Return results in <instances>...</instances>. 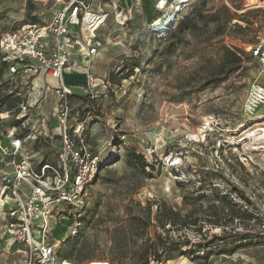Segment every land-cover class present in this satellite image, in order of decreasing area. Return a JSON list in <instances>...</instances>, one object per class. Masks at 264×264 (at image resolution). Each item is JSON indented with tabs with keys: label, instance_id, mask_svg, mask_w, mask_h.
I'll list each match as a JSON object with an SVG mask.
<instances>
[{
	"label": "rangeland",
	"instance_id": "rangeland-1",
	"mask_svg": "<svg viewBox=\"0 0 264 264\" xmlns=\"http://www.w3.org/2000/svg\"><path fill=\"white\" fill-rule=\"evenodd\" d=\"M107 1L119 4L127 19L121 25V18L116 20L114 14L110 15L100 32V55L91 66L81 61L76 66L85 76L87 71L93 74L96 81L93 95L100 113L90 118L87 137L101 166L97 180L87 187L84 203L77 211L70 215L66 210L63 216L51 220L49 237L56 246L54 261L59 263L71 248L72 256L77 258L75 249L83 248L79 255L82 264L88 259L109 264L106 259L110 228L113 220H121L126 207L165 203L183 215L191 208L183 196L203 192L196 202L197 224L171 229L169 235L188 250L202 240L196 230L201 226L204 241L207 245L211 241L205 247L213 253L208 261L203 262L200 250L194 258L173 252L163 256L159 263L150 264H264V131L260 130L264 127V104L259 106L256 119L247 121L242 115V102L250 84H264L262 66L248 51V46L264 32V3L191 0L171 37L170 32L158 38L147 27L151 17L158 14L152 0ZM62 5L55 0H0V35L33 22L34 17L38 22H48L53 10ZM222 5L229 8L232 20L218 38L197 42L187 27L179 32L193 12L213 11ZM234 20L244 24L243 30L233 26H242ZM212 26H208L211 31ZM216 40L244 52L237 69L229 72L221 66ZM135 62L139 65L131 73ZM63 73L73 92L86 94L88 89L76 69ZM216 77L224 79L216 86H204ZM17 103L8 100L0 104L2 147L7 145L5 134L13 112H17ZM52 107L53 99L48 115ZM17 131L26 134L23 129ZM47 138L54 142L52 149L57 146L54 134ZM44 143L42 140L39 144L40 154L53 156V150L42 146ZM25 146L27 151H33L29 139ZM131 152L146 160L145 170L151 172L150 176L128 164ZM2 160L0 149V174ZM212 188L229 193L245 215L230 219L233 213L227 210L226 219L214 223L215 215L207 209L215 201ZM215 203L220 205L217 200ZM152 208L154 211L155 205ZM2 210L0 206V215ZM155 232L165 236L158 225L150 227L149 235L154 238ZM34 233L38 237L36 230ZM213 235H221L222 239ZM27 255L24 247L0 228V264H25ZM114 264L140 263L127 255Z\"/></svg>",
	"mask_w": 264,
	"mask_h": 264
},
{
	"label": "built area",
	"instance_id": "built-area-1",
	"mask_svg": "<svg viewBox=\"0 0 264 264\" xmlns=\"http://www.w3.org/2000/svg\"><path fill=\"white\" fill-rule=\"evenodd\" d=\"M55 1L63 5L53 10L48 22L23 23L0 35V62L6 63L4 81L8 92L19 98L17 112L12 114L19 122L6 130L7 145L0 146L4 159L0 174V228L24 247L28 253L25 264L61 263L54 261L56 246L49 237L51 220L63 216L66 210L70 215L77 211L100 170V159L87 137V124L96 106L95 78L87 71L84 86L88 91L84 95L88 105H81L72 97L75 92L64 81L63 72L77 68L79 61L91 66L103 49L100 32L110 15L114 14L116 20L121 18V25L127 19L115 1ZM190 2L152 0L158 14L151 17L148 29L158 38L163 36L162 31L172 32ZM175 11L169 24L168 16ZM163 21L168 26H160ZM257 37L248 51L264 71V32ZM38 75L50 76L56 84L50 88L45 83L37 84L34 79ZM47 91L52 92L53 109L49 115H43L41 107ZM262 104L264 84L254 81L242 102L245 120L256 119ZM17 129L26 134L18 136ZM261 129L263 133L264 127ZM52 134L57 140L53 149L54 142L47 138ZM28 139L32 142L31 152L25 146ZM42 140V146L52 149L53 156L41 155L40 148L34 149V143L40 144Z\"/></svg>",
	"mask_w": 264,
	"mask_h": 264
},
{
	"label": "trees",
	"instance_id": "trees-1",
	"mask_svg": "<svg viewBox=\"0 0 264 264\" xmlns=\"http://www.w3.org/2000/svg\"><path fill=\"white\" fill-rule=\"evenodd\" d=\"M35 23L36 18H32ZM232 20V16L230 15L229 8L226 5H222L219 8L213 11H198L193 12L190 16H188L184 22L181 24L180 31L184 28H188L194 33L197 42H205L211 41L218 38L224 29L229 25ZM237 23L241 22L239 20H235ZM181 22V21H180ZM177 27L170 33L169 37L177 30ZM212 23V31L208 29L209 24ZM240 25L234 24L233 26L236 29L243 30L245 27L244 24L239 23ZM219 40L215 41V46L217 50L220 51L221 55V66L227 67L230 69L229 72L237 69L242 61L244 52L239 49L232 48L229 46L222 45L218 43ZM250 54V52H249ZM251 56V54H250ZM139 62H135L132 65L131 73L135 67H138ZM6 69V63L0 62V104L6 102L8 100L19 101V98L14 95V92H8V88L6 87L4 92H1V88L5 87L4 74ZM126 77V76H125ZM223 77H216L210 79L204 86L207 85H218L223 81ZM76 102H80L81 105H88L87 98L85 95H81L78 93H73L72 96ZM93 113L98 115L100 112L94 108ZM19 122L18 119L12 118L11 125L14 126ZM18 136H23L22 132L17 133ZM34 149L39 150L40 145L34 143ZM138 158V159H136ZM138 160V161H137ZM128 164L133 166L136 171H140L143 174L151 175V172H146L145 168L148 166V163L145 159H139L138 154L130 153L128 156ZM101 166V162H100ZM151 169L153 167L151 166ZM214 188H212V191ZM215 191V190H214ZM203 192H198L191 196H183L184 201L187 204L191 205L190 210L186 214H181L179 211L175 210L173 207L163 204H154L151 202H147L144 206L137 205L136 208H132L128 206L124 210V216L121 218H117L113 220V224L110 228V245L108 247L109 257H107V261L109 264H114L115 260H121L123 257L129 255L130 258L134 259L135 262L140 264H150V262L159 263L162 260L163 256H170L171 253L177 252L179 254H186L191 257L195 256V253L198 251H202L201 258L203 262H207L208 258L213 254L208 251L205 247H208L211 243L208 242L206 244V240L204 241V237L201 233V226H198L196 230L200 233L202 240L196 242V245L193 248H181L180 241L174 240L170 235L169 231L171 229L181 230L182 228H186L188 226L196 225L199 221V217L197 216L198 207L196 206V202L201 200ZM214 194L215 201H219L220 205H217L215 201L209 203L207 205V209L212 211L215 215L216 224L221 223V221L225 220V212L229 210L233 215H230V219L234 217H242L245 214L242 212L243 208H240L233 199L231 198L229 193L225 192H217ZM153 205H155V210L153 211ZM247 211V210H244ZM247 216H252V214L248 213ZM218 218V219H217ZM157 222V224H155ZM158 225L165 232V236H162L159 232H155L154 238L149 235V229L152 226ZM168 225V227H166ZM215 239L221 240L222 236L213 235ZM187 241V240H186ZM217 241V240H216ZM66 256L62 257L59 261H70L72 264H82L84 261L80 260L79 255L83 251V248L75 249V253L77 258L72 256L73 248ZM92 259H88L90 261Z\"/></svg>",
	"mask_w": 264,
	"mask_h": 264
},
{
	"label": "crops",
	"instance_id": "crops-1",
	"mask_svg": "<svg viewBox=\"0 0 264 264\" xmlns=\"http://www.w3.org/2000/svg\"><path fill=\"white\" fill-rule=\"evenodd\" d=\"M75 69H78V68H75ZM69 69H67L68 71ZM79 70V69H78ZM78 72L79 74L82 75L83 77V72L81 71H76ZM84 79V78H83ZM34 81L37 83V84H40V85H43L44 83L47 84V86H54L56 84V80L50 76H44V75H38L35 77ZM78 84V83H77ZM45 98L43 99V105L41 107V113L43 115H48L49 111L51 110V106H52V99H53V96H52V92L50 91H47L45 93ZM49 98V99H48ZM48 99V100H47ZM53 109V107H52Z\"/></svg>",
	"mask_w": 264,
	"mask_h": 264
},
{
	"label": "bare ground",
	"instance_id": "bare-ground-1",
	"mask_svg": "<svg viewBox=\"0 0 264 264\" xmlns=\"http://www.w3.org/2000/svg\"><path fill=\"white\" fill-rule=\"evenodd\" d=\"M262 3H264V0H262ZM162 35H163V37H166L167 36V32L166 31H162V32H160ZM72 67H70V68H66L65 70H64V72L67 70V69H71ZM73 69H75V68H73ZM76 71H78V69H76ZM64 74V73H63ZM85 73L83 72V78H84V82L82 83V84H85V82H86V79H85V75H84ZM64 76V75H63ZM260 130H262L261 128H260ZM65 261V260H64ZM65 263V262H64ZM64 263H62V264H64ZM61 264V263H60ZM85 264H96V263H93V262H91V261H88V262H86Z\"/></svg>",
	"mask_w": 264,
	"mask_h": 264
},
{
	"label": "water",
	"instance_id": "water-1",
	"mask_svg": "<svg viewBox=\"0 0 264 264\" xmlns=\"http://www.w3.org/2000/svg\"><path fill=\"white\" fill-rule=\"evenodd\" d=\"M176 12H177V11H175L174 13H172L171 15L168 16L169 24L172 23V21H173V16H174V14H175ZM162 25L168 26V24H167L166 22H164V21L161 22L160 26H162ZM160 26H159V27H160Z\"/></svg>",
	"mask_w": 264,
	"mask_h": 264
}]
</instances>
